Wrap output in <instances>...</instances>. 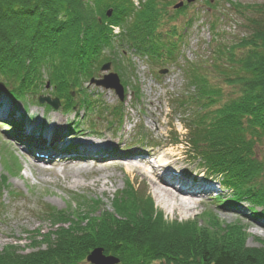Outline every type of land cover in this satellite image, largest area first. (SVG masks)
I'll use <instances>...</instances> for the list:
<instances>
[{"label": "trees", "instance_id": "trees-1", "mask_svg": "<svg viewBox=\"0 0 264 264\" xmlns=\"http://www.w3.org/2000/svg\"><path fill=\"white\" fill-rule=\"evenodd\" d=\"M254 7L253 16H243L247 34L231 44L217 42L210 64L217 84L188 63V90L173 102L186 116L191 152L228 191L213 198L216 207L232 209L244 202L251 218L264 221V160L256 153V144L264 141V4ZM173 20L159 0H148L138 11L129 0H0V76L15 82L23 97L39 90L33 84L49 80L65 98L64 111H71V91L85 93L81 81L88 82L111 59L104 57L105 47L121 54L131 49L162 65L176 61L181 34ZM107 24H124L122 37L116 41ZM222 84L236 87L235 94L225 98ZM79 101L84 112L95 106L86 98ZM121 112L120 107L110 112L119 124ZM73 123L71 129L77 130ZM8 125L12 130L20 126L16 121ZM129 196L143 199L137 192ZM146 200L137 207L119 203L110 217L101 213L92 228L65 239L50 232L44 247L30 252H0V264H87L95 247L119 258L117 264H264V245L243 246L234 226L225 236L194 220L169 224L148 195Z\"/></svg>", "mask_w": 264, "mask_h": 264}, {"label": "rangeland", "instance_id": "rangeland-1", "mask_svg": "<svg viewBox=\"0 0 264 264\" xmlns=\"http://www.w3.org/2000/svg\"><path fill=\"white\" fill-rule=\"evenodd\" d=\"M147 1L129 0L131 5L135 6L134 11H138ZM160 1L165 5L172 19L174 17L173 23L181 34V41L177 42L180 52L176 61L162 65L138 56L131 49L123 48L124 52L121 54L105 47L104 57L111 58L109 60L110 71L118 75L123 87L122 99L119 101L112 89L93 84L88 85L84 81L81 82L85 87V93L71 91L74 100L79 97L86 98L94 102L95 106L91 105L87 109H92L89 113L77 109L72 110L71 113L64 114V119L69 120V125H71L78 118L82 124L85 123L83 128H86L87 124H93L98 131L102 133L104 131L105 138L101 141H105L104 143L109 146L106 150L109 156H101L102 162L63 161L51 164L35 162V166H31L32 158L20 145L16 146L14 142L8 141L7 132H4L0 125V252H8L11 249L26 253L44 247L42 242L50 232L53 233L52 236H56V232L60 233L62 239L67 238L66 235L70 233L84 232L97 224L98 220L94 218L101 216V213H107L106 217H110L114 207L119 203L132 207L143 206V202L147 201V195L152 201L155 212H160L169 224L194 220L203 228H212L217 234H221V231L225 233V236H227L226 230L234 226L239 230L236 235L238 237L241 235L244 240L243 246L255 250L264 245V221L251 218L243 207L246 203L243 202L242 208L237 207L238 209H219L209 199L213 196L209 194L210 189L202 190L203 185L190 183L187 186L192 187V190L201 188L199 196H195L199 203L187 218L181 217L177 212L168 215L157 206L151 193V180L148 176L153 174L159 179L158 176L162 174L160 172L166 169H161V166L158 168L157 164L151 162L152 159L150 161L148 155L144 161L140 158L139 163L143 168L147 166L152 169V173L139 169H133L128 173L125 171L123 160L111 159L118 157L119 154L133 155L136 152H145L151 156L154 155L155 163L161 156L172 162L169 166L178 170L179 180L182 182L185 181L184 178L199 179L205 176L204 169L190 155L183 142L186 131L181 124L184 125L186 117L181 109L175 107L174 98L188 90L186 89L188 79L184 72L188 63L197 64L201 74H205L210 82L217 84L218 79L210 66L213 51L218 43L231 44L247 34L249 29L246 28L243 16H253L255 14L254 5L264 4V0H195L191 3H187L186 0ZM179 1H183V6L177 9L172 8L173 4ZM107 26L109 27L108 32L116 38V41L122 37L120 32L125 31L124 24L115 26L107 24ZM160 68L169 70L160 75L157 72ZM104 72L106 71L99 69L97 75L92 77L100 78ZM0 81L9 91L2 94L0 92V95L7 97L21 108L24 105L27 108L26 103H30L32 104L29 107L31 111V108L35 109V104L41 105L38 106V113L41 114V108L44 109L49 104L45 102L46 104L42 107V103L36 102L37 95L35 94L40 93L52 97L55 93L59 101L61 100V106L58 109L64 110L65 98L54 90L49 80L44 85L33 84L39 90L32 91L31 95L26 93L25 97L28 99H25L24 95L19 96L17 84L12 80L0 76ZM235 86L239 88L238 84ZM222 88L225 98L235 94L236 87L222 84ZM14 95H16L15 98ZM117 106L121 108L123 116L120 124L109 113L112 109L118 108ZM14 113L11 115L18 116L20 112ZM86 118L90 119L86 120ZM71 138L74 139L68 136L69 140ZM176 138L181 143H175ZM131 145L135 146L129 148L128 146ZM256 151L257 157L264 160V141L256 144ZM79 166L87 168L78 174ZM214 188L216 191L213 190L212 193H220L217 186ZM136 192L143 198L142 200L129 196V193L136 195ZM226 196L228 195L223 193L222 197ZM49 208L51 213L42 212ZM62 211L66 213L64 217L52 218L53 213L57 214ZM236 235L231 237L234 238ZM78 245L81 249L80 243ZM103 254L106 255L104 251Z\"/></svg>", "mask_w": 264, "mask_h": 264}, {"label": "bare ground", "instance_id": "bare-ground-1", "mask_svg": "<svg viewBox=\"0 0 264 264\" xmlns=\"http://www.w3.org/2000/svg\"><path fill=\"white\" fill-rule=\"evenodd\" d=\"M39 97L40 96H37V103H39ZM13 104L14 103L11 102V100H9L7 97L0 95V120H8L11 112H14L15 110H17V112L24 113L25 120L22 121V124L25 128L26 134L32 135L34 137V143L36 145H39L38 147L42 150L38 151V153L35 154L31 159V166H35V162L41 161H72L70 158L65 157L66 155L62 153V151L59 153L52 152L54 151L52 149L56 147L55 143L57 141L66 143L69 142L68 134L66 133V131L69 126H72V124L69 125V120L64 119L65 112H63V110H55L52 106L48 105L44 109L41 108V114H39L38 106L41 105L35 104V109L31 108L32 110L30 111L29 107L32 105L28 104L26 106L27 108H25L24 105L23 108H21V106ZM31 114H33V116ZM13 118L16 119L15 116H13ZM76 138L77 139H73L72 141L79 144V149L82 153L81 155L84 157L102 156V154L104 153L103 151L109 149V146L104 143L105 141H101L99 138ZM95 140H98L96 141L97 143H94ZM61 145L63 146V144ZM136 157H140L144 161L146 155L145 153L139 154L138 152V155H136ZM140 158L122 159L125 171L129 173L133 169H139L144 172L152 173V169L148 168L146 165V167L143 168V166L139 163L141 161ZM86 162L90 163L91 161ZM151 162L153 164H157L158 168L161 166L162 168L166 169V171L160 172V174H162L158 176L159 179L154 177L153 174L148 175L151 180V193L155 199L157 206L162 208L168 215L177 212L181 217L187 218L190 212L193 211L196 205L199 203L198 201H196L195 196H199V193L201 192V188H199V190H192L193 188L187 186V184H199H194L191 181H180L179 174L177 173L178 171L169 166L172 162L162 156L158 161H156V163L155 158L152 159ZM42 164H44V162H42ZM85 168L87 167L79 166L77 168L79 169L78 174H80V172ZM191 180L194 181L193 179ZM181 182L182 184H184V186L181 184ZM203 188H205V186ZM211 191H213L212 188L210 189V192Z\"/></svg>", "mask_w": 264, "mask_h": 264}, {"label": "water", "instance_id": "water-1", "mask_svg": "<svg viewBox=\"0 0 264 264\" xmlns=\"http://www.w3.org/2000/svg\"><path fill=\"white\" fill-rule=\"evenodd\" d=\"M195 0H186L187 3H191ZM183 5V1H179L173 5V8H179ZM112 9L110 8L107 11V16H110ZM110 69V63H106L101 67L102 71H108ZM166 70H161L160 73H165ZM90 84H94L96 86L103 87L105 89H112L115 91L118 98L121 100L123 97V87L120 83L119 77L115 72L105 73L101 78L90 80ZM0 92L6 93L9 92L7 87L4 85L2 81H0ZM39 102H47L53 108L57 109L59 106L57 98H50L49 96H40ZM86 261L90 264H117L119 262V258L113 255H105L103 254V248L95 247L93 248L88 255L86 256Z\"/></svg>", "mask_w": 264, "mask_h": 264}]
</instances>
